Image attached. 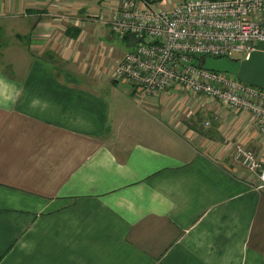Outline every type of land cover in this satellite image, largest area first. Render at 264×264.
Wrapping results in <instances>:
<instances>
[{
    "label": "crops",
    "instance_id": "0c3cea01",
    "mask_svg": "<svg viewBox=\"0 0 264 264\" xmlns=\"http://www.w3.org/2000/svg\"><path fill=\"white\" fill-rule=\"evenodd\" d=\"M107 6L0 0V264H264V189L233 160L264 165L251 114L214 102L198 146L154 96L121 101L78 49Z\"/></svg>",
    "mask_w": 264,
    "mask_h": 264
},
{
    "label": "built area",
    "instance_id": "2783aa9c",
    "mask_svg": "<svg viewBox=\"0 0 264 264\" xmlns=\"http://www.w3.org/2000/svg\"><path fill=\"white\" fill-rule=\"evenodd\" d=\"M168 2L106 0L109 14L101 11L100 20L135 44L115 61L111 79L129 83L139 97L171 89L206 96L234 112L250 113L264 136V88L201 67L206 56L241 60L264 52V0H179L165 8ZM233 160L264 189V165L254 151L237 144Z\"/></svg>",
    "mask_w": 264,
    "mask_h": 264
},
{
    "label": "rangeland",
    "instance_id": "374dc122",
    "mask_svg": "<svg viewBox=\"0 0 264 264\" xmlns=\"http://www.w3.org/2000/svg\"><path fill=\"white\" fill-rule=\"evenodd\" d=\"M160 1L164 2V0ZM166 1L170 3H166L164 7L170 8L173 3H177L179 0ZM83 26V31L86 32V35L81 40V45H78V49L80 50L82 47L83 49L84 47L87 48V57L95 58L98 63L101 58H105V64L103 65L109 68L105 72V75L108 74L109 76L107 77L111 79V71L115 61L135 46L134 41L129 38L122 40L119 36L113 34L108 26L96 21H87ZM103 84L111 87H108L109 90L111 89V91H116L117 94H120L121 101H125V97L122 94L130 91V89L133 91V87L129 83H110L105 81ZM156 96L152 98L156 99L152 104L156 105L158 109L152 108L153 115L164 118L163 121L167 119L169 122H175L174 124L179 123L186 137L188 136L191 141L195 140L196 142L194 143L196 145L199 146L200 141H204L202 140L204 138L215 136L213 135L214 133L210 132L211 129L214 131V127L217 124L216 121H213L214 117H211L212 114H210V112L214 113V106H218V104H214L215 100H211L206 96L193 95L190 92L172 89L158 96V98L164 97L165 99L159 100ZM149 121L151 122L152 120L150 119ZM207 121H210V126L206 125ZM164 123L166 122L164 121ZM214 138L218 139L219 137L215 136Z\"/></svg>",
    "mask_w": 264,
    "mask_h": 264
},
{
    "label": "water",
    "instance_id": "95a60500",
    "mask_svg": "<svg viewBox=\"0 0 264 264\" xmlns=\"http://www.w3.org/2000/svg\"><path fill=\"white\" fill-rule=\"evenodd\" d=\"M201 67L235 75L238 79L264 88V52L253 51L245 59L206 56Z\"/></svg>",
    "mask_w": 264,
    "mask_h": 264
},
{
    "label": "trees",
    "instance_id": "16d2710c",
    "mask_svg": "<svg viewBox=\"0 0 264 264\" xmlns=\"http://www.w3.org/2000/svg\"><path fill=\"white\" fill-rule=\"evenodd\" d=\"M80 32V31H79Z\"/></svg>",
    "mask_w": 264,
    "mask_h": 264
}]
</instances>
